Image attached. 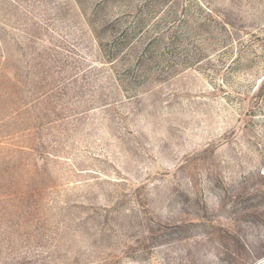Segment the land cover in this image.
<instances>
[{
	"label": "rangeland",
	"instance_id": "374dc122",
	"mask_svg": "<svg viewBox=\"0 0 264 264\" xmlns=\"http://www.w3.org/2000/svg\"><path fill=\"white\" fill-rule=\"evenodd\" d=\"M0 264H264V0H0Z\"/></svg>",
	"mask_w": 264,
	"mask_h": 264
}]
</instances>
